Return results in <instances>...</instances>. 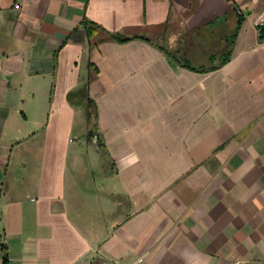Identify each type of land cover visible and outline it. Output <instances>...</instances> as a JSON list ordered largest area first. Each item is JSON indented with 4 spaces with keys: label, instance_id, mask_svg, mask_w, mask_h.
<instances>
[{
    "label": "crops",
    "instance_id": "0c3cea01",
    "mask_svg": "<svg viewBox=\"0 0 264 264\" xmlns=\"http://www.w3.org/2000/svg\"><path fill=\"white\" fill-rule=\"evenodd\" d=\"M260 28L264 0H0V264H264ZM232 34L208 71L159 47Z\"/></svg>",
    "mask_w": 264,
    "mask_h": 264
},
{
    "label": "rangeland",
    "instance_id": "374dc122",
    "mask_svg": "<svg viewBox=\"0 0 264 264\" xmlns=\"http://www.w3.org/2000/svg\"><path fill=\"white\" fill-rule=\"evenodd\" d=\"M177 25H172L173 28H180V27H176ZM224 32H229V31H224ZM223 32V33H224ZM151 37V39L155 42V43H162V44H169V37H165V38H161L160 36H149ZM230 35H225L224 37H202V38H198L196 36L192 37V41L196 42V44H198V42L201 41V45H203V47H201L202 49L205 48V46H208V43L211 40H215V42L213 44H210L211 48H206L207 50H212V51H206L203 53H199L198 51H195L194 56H190L188 55L187 57H184L183 53H179L178 51H174L172 50V52L174 53V55L176 57H178L180 60L184 61L187 64H191V65H196V66H203L205 65V67H210L211 65H214L216 63H218V61L226 54L227 50H228V46H229V42H230ZM176 39V37L174 38ZM179 43H181V39H179ZM205 42H207V44H204ZM182 44V43H181ZM185 54V53H184ZM85 119V118H84ZM87 126L86 123L84 122V120L79 123H77V125H75V129H74V135L76 137L79 138V141L83 144V146H85V142L84 140H82L83 133L86 130ZM87 149L89 150V153L92 154V148L88 145ZM90 155V154H89ZM97 158L99 157L101 159V162L103 163V167L106 170L110 169V160L108 159V157L104 154H99L96 155ZM92 170H90V173H93V176L96 177L98 175V172L101 168L99 167H93L91 168Z\"/></svg>",
    "mask_w": 264,
    "mask_h": 264
},
{
    "label": "trees",
    "instance_id": "16d2710c",
    "mask_svg": "<svg viewBox=\"0 0 264 264\" xmlns=\"http://www.w3.org/2000/svg\"><path fill=\"white\" fill-rule=\"evenodd\" d=\"M238 22H239V20H238ZM82 24H83V28H84L85 34H86V36L89 39L92 38L93 36H96L94 45L97 42L102 41L104 39H110V40H114V41H117V42H124V41L130 40L132 38L143 37V36H139V35H131L130 36V35L121 34L119 32H111V31L106 30L105 28H103L99 24H97V23H95V22H93L91 20H88V19H84ZM99 32H102L104 34L103 37H100V36L98 37L97 36V33H99ZM233 36H234V34H232V36L230 38L229 45L232 42ZM259 37L260 38H264V32H263L262 28H260V30H259ZM159 47L167 54V56H169L172 59H174L181 66L188 67V68H190L191 70H194V71H208V70L214 69L217 66L221 65L222 63H224L228 59V56H229V51L227 50L226 54L218 61V63H216L214 65H211L210 67H198V68H195V67L189 66L187 63H185L182 60H180L178 57H176L174 55V53L172 51H169V50L165 49L162 46H159ZM72 94H73V92H69L67 94V98L69 99V101L71 100ZM87 104L93 108V114H92L93 123L92 124H93V129H95L96 128L95 106L93 105L92 100H87ZM88 119H91V118L88 117ZM92 134H93L92 131H90L89 135H90L91 138H92V136H91ZM3 264H6V257H4Z\"/></svg>",
    "mask_w": 264,
    "mask_h": 264
},
{
    "label": "built area",
    "instance_id": "2783aa9c",
    "mask_svg": "<svg viewBox=\"0 0 264 264\" xmlns=\"http://www.w3.org/2000/svg\"><path fill=\"white\" fill-rule=\"evenodd\" d=\"M259 21H260V23H261V22H262V18H260V20H259ZM139 260H140V258H139Z\"/></svg>",
    "mask_w": 264,
    "mask_h": 264
}]
</instances>
